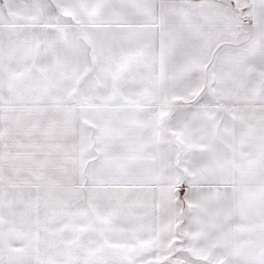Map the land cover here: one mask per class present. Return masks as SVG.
I'll list each match as a JSON object with an SVG mask.
<instances>
[{
  "label": "snow or ice",
  "instance_id": "1",
  "mask_svg": "<svg viewBox=\"0 0 264 264\" xmlns=\"http://www.w3.org/2000/svg\"><path fill=\"white\" fill-rule=\"evenodd\" d=\"M0 264H264V0H0Z\"/></svg>",
  "mask_w": 264,
  "mask_h": 264
}]
</instances>
